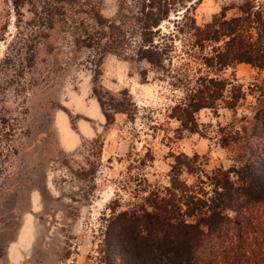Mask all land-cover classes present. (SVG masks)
<instances>
[{
	"label": "rangeland",
	"instance_id": "1",
	"mask_svg": "<svg viewBox=\"0 0 264 264\" xmlns=\"http://www.w3.org/2000/svg\"><path fill=\"white\" fill-rule=\"evenodd\" d=\"M244 1H187L162 31H172L185 5L202 25L238 14ZM100 5L115 16L117 0ZM39 16L42 0H25L20 14L13 0H0V264H107L104 233L114 211L169 185L175 155H200L208 172L234 164L219 128L254 113L250 85L264 71L247 63L225 69L220 75L240 84L245 98L236 111L223 104L200 111L194 133L178 131L169 116L186 78L209 71L187 32L177 34L165 69L109 53L95 82L119 99L127 90L131 103L108 123L93 94L99 55L75 45L71 20L55 15L43 28Z\"/></svg>",
	"mask_w": 264,
	"mask_h": 264
},
{
	"label": "trees",
	"instance_id": "2",
	"mask_svg": "<svg viewBox=\"0 0 264 264\" xmlns=\"http://www.w3.org/2000/svg\"><path fill=\"white\" fill-rule=\"evenodd\" d=\"M13 1L22 13L25 0ZM102 1L42 0L38 20L43 28L53 27L55 15L71 20L75 45L99 55L94 82L109 53L165 69L177 34L187 32L209 71L186 78L185 95L169 115L179 122L178 131L199 132L197 114L204 109L218 111L223 104L236 111L241 105L243 87L222 77L225 69L247 63L264 71V2L245 0L238 14L222 12L202 25L185 5L172 31H162L171 13L178 15V6L193 0H117L113 17L102 13ZM250 87L254 113L239 125L219 128L234 164L208 172L200 155H175L169 185L151 191L143 204L114 211L104 233L107 264H264V79ZM93 94L108 123L116 113H128L127 90L119 99L95 82ZM184 173L195 181L189 183Z\"/></svg>",
	"mask_w": 264,
	"mask_h": 264
}]
</instances>
